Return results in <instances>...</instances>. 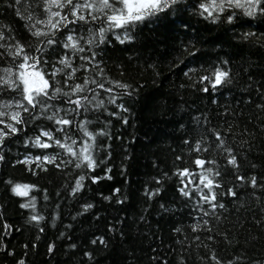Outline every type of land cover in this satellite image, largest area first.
I'll list each match as a JSON object with an SVG mask.
<instances>
[{"label":"trees","instance_id":"16d2710c","mask_svg":"<svg viewBox=\"0 0 264 264\" xmlns=\"http://www.w3.org/2000/svg\"><path fill=\"white\" fill-rule=\"evenodd\" d=\"M5 2L0 0V25L10 26L13 35L19 39L26 34L25 23L5 7ZM42 5L43 0H21L14 7L22 16L32 15L42 20ZM184 23L190 25L191 31L183 30ZM245 30L264 32V24L254 20L245 25ZM233 31L235 29L226 25H212L185 12L169 14L166 20L135 29V39L131 42L124 45L113 42L108 46L103 54L105 63L101 64V75L106 77L102 81L105 88L110 87L109 80L113 81V89L116 81L134 87L136 83L140 85L138 96L129 101L131 114L126 126L121 127L112 117L107 128L87 127L90 132L104 130L109 135L115 132L120 136V140L115 136L112 140L93 138V143L101 147L107 145L111 155L105 158L101 151L95 159L103 163L95 165L90 172L98 177L107 174L111 179L98 180L93 185L86 178L80 195L69 196L78 173L65 176L68 169L49 166L47 173H39L36 178L25 174L19 165L14 168L0 165L3 179L35 183L46 189L49 196L47 203L38 197V211L44 215V221L26 223L28 211L17 206L22 202L21 198L13 197L0 184L3 223L12 227L5 244L13 250L16 259L24 254L21 245H25L26 264H179L180 261L183 264H212L208 256L213 253L221 264H228L237 257L242 264H264V223H256L264 217V187L253 191L235 182V175H243L246 171L258 179L264 176V97L260 95L264 93V45L233 36ZM189 41H199L196 46L202 49L195 61L185 55ZM31 42L35 44L36 41ZM217 58L229 61L227 69L231 83L224 84L215 93H202L184 72L189 68L199 69L201 60L216 61ZM72 64L74 67L79 65L77 57L73 56ZM6 66L10 67L11 61L0 60V70ZM201 74L198 71L191 79L198 80ZM84 78L96 77L81 71L73 73L67 83L82 84ZM57 80H60L59 74ZM51 86L49 80V89ZM58 86L68 90L63 81ZM72 98L75 100L76 96ZM95 99L102 102L96 115L78 119L109 124L105 117L113 106L107 103L103 89H96ZM258 104L262 106L258 108ZM57 106L64 105L57 102ZM194 117H198L199 122ZM38 120L46 123L40 116ZM209 129L220 133L225 146L233 149L238 173L226 163L228 157L215 146V137L210 135ZM26 131L31 134L29 129ZM185 140L191 147L184 144ZM197 143L200 148L196 147ZM12 151L15 154L23 149L13 147ZM176 157L180 159L177 161ZM196 160L202 163L197 165ZM252 164L256 165L255 170L250 169ZM184 168L189 170L186 183L190 180V187L201 183V173L205 183L212 181L213 195L219 186L224 197L219 203L224 208H217L214 216L211 215L213 209L202 204L201 210L194 212L195 219L189 217L191 209L184 206L176 193L178 181L174 175ZM207 169L212 172L208 173ZM154 180L161 181L162 191L159 197L147 200L142 193L145 187H155ZM113 189H120L115 198ZM229 189L232 195H229ZM102 196L109 199L103 200ZM125 196V203H115V199L124 200ZM85 202L93 204V208L73 220ZM205 212L209 215H204ZM97 214L99 219L94 220ZM117 220L120 221L118 226ZM204 220L208 221L207 226L203 224ZM68 224L72 228L67 230V235L78 244L75 249L68 248V239L59 237ZM193 224L200 227L194 231ZM109 227L113 228L112 233L107 231ZM17 228L19 232L15 231ZM38 228L43 232H38ZM174 228L180 229L179 234L173 231ZM37 235L40 236L38 241L35 240ZM101 235L107 242L106 247L88 245V240ZM209 235L212 240L208 239ZM32 242L36 243L35 248L30 246ZM48 243H53L52 253L47 252ZM85 250L92 254L94 261H87L83 256ZM0 264H15V259L0 253Z\"/></svg>","mask_w":264,"mask_h":264},{"label":"snow or ice","instance_id":"6c2138e0","mask_svg":"<svg viewBox=\"0 0 264 264\" xmlns=\"http://www.w3.org/2000/svg\"><path fill=\"white\" fill-rule=\"evenodd\" d=\"M20 2L21 0H13L12 3H8L6 0L5 7L11 9L17 18L24 21L26 34L17 39L10 26L0 25V60L5 63L11 61L10 67L6 66L0 70V165L13 168L19 165L24 169L25 174L36 178L39 173H47L49 166L54 169H68L64 172L65 176L73 172L78 173L74 176L75 184L71 186L69 196L80 195V189L84 187L86 178L93 185L98 180L111 179L107 174L98 177L90 172L95 165L103 163L102 160L95 159L101 151L104 152L105 158L111 155L107 145L101 147L93 143V138L104 137L112 140L115 136L120 140V136L115 132L109 135L104 130L90 132L87 127L107 128L112 117L116 118L121 127L126 126L128 116L131 114L129 101L139 94L138 83L134 87L132 84L116 81L113 89L111 87L113 81L109 80L107 83L110 87L105 88L102 81L106 77L101 75L103 71L101 64L105 63L103 54L109 45L113 42L120 45L131 42L135 39V29L166 20L169 14L181 15L185 12L212 25H226L230 29H235L232 32L233 36L264 45V32L245 30V25H250L254 20L264 24V0H43L42 20H37L32 15L22 16L14 7ZM183 30L191 31L190 25L184 23ZM33 39L36 41L35 44L31 42ZM197 43L199 41L196 43L189 41L185 48V55L192 57L194 61L197 54L202 53V49L196 46ZM73 56L78 58V66H73ZM228 63V60L221 58H217L216 61L201 60L199 69L189 68L184 72V76L200 92L215 93L224 84L231 83ZM81 71L96 78H84L82 84H74V86L67 83L72 79L73 73ZM198 71L203 74L198 80H192V75ZM45 76L48 79H45ZM49 80L52 81L51 89H49ZM60 81L67 86V91L62 90V86H58ZM96 89H103L107 103L113 106V110L105 117L109 120V124H103L102 121L94 123L91 119L87 121L78 119V117L96 115L102 103L96 102ZM260 95L264 97V93ZM73 96H76L75 100ZM57 102L64 106H57ZM211 102L216 103L215 100ZM261 106L257 105L258 108ZM38 116L46 120V123H40ZM193 119L199 122L198 117ZM26 129H29L31 134ZM209 133L215 137V146L226 153L228 157L226 163L238 173L239 165L233 149L225 146L220 133L211 129ZM74 136L77 139H74ZM120 142L123 144L122 140ZM184 144L188 145V141L185 140ZM13 147L22 148L23 151L14 154ZM196 147L200 148V144L197 143ZM176 159L178 161L180 158L176 157ZM195 163L199 165L202 161L196 160ZM250 169L255 170L256 165H250ZM105 171L107 173L108 170ZM207 172L211 173L212 169H207ZM124 174L122 171V175ZM174 175L178 181L176 193L184 201V206L191 209L189 211L191 219H195L194 212L200 211L202 204H207L213 209L211 213L213 216L217 208H224V205L219 203V200L224 198L219 186H216L217 192L213 195L212 181L208 180L205 183L203 173L199 176L201 183L194 188L190 187L192 183L190 180L186 183L190 175L187 168L178 170ZM216 175L219 176V172ZM235 182L239 186L255 191L264 187V176L258 179L256 175H250L246 171L243 175L236 174ZM0 184L4 185L13 197L21 198L22 202L17 206L21 210L28 211L26 223L44 221V215L38 211V197L47 203L49 196L46 189L38 187L35 183L18 182L2 177ZM154 184L155 187L151 189L145 187L142 193L147 200L160 196L161 181L154 180ZM119 192L120 189H113V198L115 193ZM228 193L232 195L231 189ZM101 199L108 200L109 197L102 196ZM126 200L125 196L124 200L115 199V203L121 205ZM160 207L167 211L164 205ZM92 208L93 204L85 202L72 219L76 220L78 216L90 212ZM204 215L209 213L205 212ZM93 219H99V214ZM140 219L143 220L144 217L141 216ZM52 220H55V214ZM256 223H264V217ZM119 224L120 221L117 220L116 225ZM203 224L207 226L208 221L204 220ZM64 227L65 231L60 232L59 237L69 240L68 248H77L78 244L72 242L67 235V230H70L72 225L68 224ZM199 227V224L192 225L194 231ZM15 231L19 232L20 229L17 228ZM37 231L43 232V229L38 228ZM107 231L112 233L113 228L109 227ZM173 231L179 234L180 229L174 228ZM11 232L12 227L3 223V211H0V253L13 257L15 264H26L27 246L21 245L24 254L16 259L13 250L5 244V239ZM217 235L223 236L222 233ZM39 239L40 236L37 235L35 240ZM208 239L212 240L213 237L209 235ZM224 242L228 243L226 239ZM88 245L106 247L107 242L102 235L94 236L88 240ZM30 246L35 248L36 243L32 242ZM53 251V243H48L47 252ZM83 256L88 262L94 261L89 251H83ZM208 259L212 264H221L214 253L208 256ZM179 264H183V261ZM228 264H242V261L237 257L229 260Z\"/></svg>","mask_w":264,"mask_h":264}]
</instances>
